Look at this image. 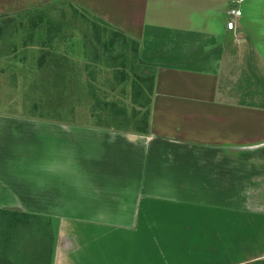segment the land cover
Listing matches in <instances>:
<instances>
[{
    "label": "crops",
    "instance_id": "obj_1",
    "mask_svg": "<svg viewBox=\"0 0 264 264\" xmlns=\"http://www.w3.org/2000/svg\"><path fill=\"white\" fill-rule=\"evenodd\" d=\"M230 1L2 5L0 13L66 4L137 42L145 27L162 29L172 50L197 40L194 58L174 50L167 56L177 65L154 67L146 135L0 117V141L7 131L25 138L12 143L15 153L36 159L7 178L0 169V209L36 221L38 251L51 252L50 242L51 264H117L98 255L105 249L122 259L127 245H117L118 235L138 238L139 222L154 219L167 222L159 235L167 237L163 264H264V62L260 67L257 53L264 61V0L242 2L247 27L237 21L233 31L225 28ZM33 133L36 151L28 145ZM134 237L133 264H158L148 261L155 243L147 251L141 235L136 244Z\"/></svg>",
    "mask_w": 264,
    "mask_h": 264
},
{
    "label": "rangeland",
    "instance_id": "obj_2",
    "mask_svg": "<svg viewBox=\"0 0 264 264\" xmlns=\"http://www.w3.org/2000/svg\"><path fill=\"white\" fill-rule=\"evenodd\" d=\"M10 2L11 0H0V8L5 10L2 5H8ZM44 8V11L31 15H25L23 11L0 13V24L7 20V17L12 20L9 27L3 28L0 34V117L34 118L60 121L64 124L72 123L80 127L132 131V125L127 124L132 110L144 114L148 107L145 105L146 98L141 99L132 94L133 60L130 57L135 56L139 66L152 70L165 61L169 63L167 58L170 56L167 54L174 50V55H185L188 59L196 56V38L189 40L191 45L190 42H185L175 45L172 50V46L170 48V45L164 43L162 29L157 31L159 41L153 40L152 34L145 36L138 42L140 45L133 48L132 45L122 42L120 37H113L114 42L110 48L105 46L110 39L109 32H103L104 28L98 22H93L100 30L99 37L97 36V39H100L96 42L90 26L92 20H87L84 16L81 21L75 10L66 4ZM240 8L242 18L234 20L235 28L236 22L239 21L238 27L244 26L246 29L244 6ZM35 9L38 8L30 10ZM35 17L42 18V25L31 29L30 21L32 18L36 19ZM48 21L51 25L59 26L57 34H48V27L45 26ZM226 38L224 32L219 42L223 45ZM241 47L243 52L245 50L247 52L250 46L245 43ZM227 50L226 48L224 51ZM257 53L260 56L258 60L261 67L264 62L263 56ZM227 54L228 51L225 53V59ZM41 57L46 58L43 66H39L38 63ZM161 57L163 59H160ZM123 59L126 65L123 64ZM193 67L188 66L189 69ZM123 73L126 76L124 79L121 77ZM110 103H113L115 108L124 110L125 115L114 117L110 107L106 106ZM27 137L28 145H33L34 150L37 149L38 139L35 138V133ZM24 139H16L13 133L7 131L0 141V169L2 173L5 172L6 178L7 174L14 175L11 169L20 170L23 165L25 166L28 163L25 162L27 158L36 162V159H31L32 155L15 153L13 144L18 147L15 143H22ZM5 211L7 210L0 209V264H51L52 244L50 242L48 244L51 252L38 251L42 244L37 241L41 232L37 233L36 221L8 218ZM139 226L141 232L138 238V232L135 237L118 235L117 245L122 241L123 247L127 245V248H123L122 259L120 254L119 258L112 259L110 256L114 253L109 254L104 249L102 257L98 255L99 261L104 263L105 257L108 256L107 261L110 263L133 264L136 260L131 240L134 237L136 244L141 235L140 245L147 251L150 243L151 245L155 243L154 252L148 261L163 264L167 237L159 235L165 232L167 222L154 219L145 221L144 225L139 222ZM151 230L153 232H150ZM141 259L144 261L143 257Z\"/></svg>",
    "mask_w": 264,
    "mask_h": 264
},
{
    "label": "trees",
    "instance_id": "obj_3",
    "mask_svg": "<svg viewBox=\"0 0 264 264\" xmlns=\"http://www.w3.org/2000/svg\"><path fill=\"white\" fill-rule=\"evenodd\" d=\"M69 7H71L73 10H75L76 14H78V18H80L81 21H83L84 16L87 18V20H92V23L90 26L92 27V30L95 34L94 37L96 38L95 39L96 42H98V40L100 39V38L97 39V36L99 37L100 30L97 27V25L95 23H93L95 21L103 26V28H104V29H102L103 32H109L108 38L110 37V39L107 41L105 46H109L110 48L112 47V44L114 42L113 37H120L122 39V42H125L127 44L132 45L133 48H137L140 45L137 41L128 38L122 32L115 30V29H112V28L110 29V27H108L106 24H103L102 21L98 20L97 18L90 17L86 12L79 10L77 8H74L72 6H69ZM44 10H45V8L42 7V8H38L35 10H26V11H23V13L25 15H31V14H36L39 11H44ZM16 15H18V14H16ZM35 18L36 19L32 18L30 21V28L31 29H33L34 27H37L38 25H42L41 24L42 18L41 17H39V18L35 17ZM6 19L7 20H4L0 24V34H2L3 28L5 29V27H9V24L12 21L9 17H7ZM37 20H38V22H37ZM49 23H51V22L48 21L46 23V25L44 24L45 26L48 27L47 28L48 34H57L59 26L57 24L51 25ZM158 30L159 29H154L151 27H145L144 37L150 36L153 34V37H152L153 40L159 41L160 38H159V35L157 33ZM163 31L164 30H162V33H163ZM162 36L164 39L165 35L163 34ZM130 58L133 60V61H131V66L133 67L132 72H131L132 77H133L132 85H131L132 91H133L132 94H134V96L141 97V99L146 98V104L145 105L147 107V106H149L150 96H151L152 90H153L154 68L151 70L150 68H147L145 66H139L138 65L139 63L137 62V58L135 56H131ZM160 59H163V58L161 57ZM167 60L169 63H167L165 61V63L160 64V66H170L171 67V66H175V64H177V61L174 60L173 58H167ZM45 62H46V58L41 57L39 59V62H38L39 66H41V65L43 66ZM157 62H159V61H157ZM123 64L126 65V61L124 59H123ZM121 77L124 79L126 76L123 73L121 75ZM106 106L110 107L114 117H115V115H123L124 114V110L115 108V105L113 103L107 104ZM148 116H149V110L144 114H140V112L138 110H132L130 120L127 121V124L132 125L133 130L132 131H130V130L129 131H121V132H132V133L137 134V135H146L148 132Z\"/></svg>",
    "mask_w": 264,
    "mask_h": 264
},
{
    "label": "built area",
    "instance_id": "obj_4",
    "mask_svg": "<svg viewBox=\"0 0 264 264\" xmlns=\"http://www.w3.org/2000/svg\"><path fill=\"white\" fill-rule=\"evenodd\" d=\"M245 0H231L229 4V8L227 10V22H226V30L233 31L235 29V23L234 20L241 17V10H240V4L244 2Z\"/></svg>",
    "mask_w": 264,
    "mask_h": 264
}]
</instances>
